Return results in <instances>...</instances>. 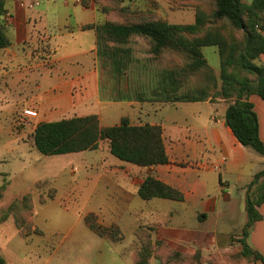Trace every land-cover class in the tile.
Wrapping results in <instances>:
<instances>
[{
  "label": "crops",
  "instance_id": "crops-1",
  "mask_svg": "<svg viewBox=\"0 0 264 264\" xmlns=\"http://www.w3.org/2000/svg\"><path fill=\"white\" fill-rule=\"evenodd\" d=\"M5 10L0 19L9 40L0 51L2 150L6 154L19 151V159L26 161L35 146L25 136L32 135L37 125L77 116L96 114L103 126L119 125L125 117L133 125H160L169 163L150 168L118 165L107 185L110 209L105 215L111 221L107 225L117 223L123 229L118 216H134L133 234L141 225L155 227L156 237L182 252L194 247L208 256L239 247L248 221L240 222L239 216L247 215V187L264 170V155L236 138L225 122L228 103L213 99L209 83L192 88L189 96L175 93L155 98L161 86L173 92L180 88L177 69L148 66L137 56L142 50L134 47L135 41L134 45L128 40L118 44L111 39L101 45L99 34L106 15L93 0L88 7L83 0H5ZM92 24L97 29H84ZM257 62L264 66V54ZM153 75L162 78L155 84ZM251 102L264 142V100L253 95ZM26 111L37 115L28 116ZM216 114L220 122L213 121ZM19 122L23 128H18ZM216 148L219 156L212 154ZM206 150L211 153L206 155ZM149 174L180 190L184 200H143L138 191ZM259 210L263 219L255 223L247 243L264 255V204ZM7 223L0 224V250L9 264H16L15 252L5 241ZM34 236L38 235L31 239ZM139 248L136 238L90 264H136L133 254ZM53 256L41 262L26 256L22 260L49 264ZM152 264L161 263L153 259Z\"/></svg>",
  "mask_w": 264,
  "mask_h": 264
},
{
  "label": "trees",
  "instance_id": "trees-1",
  "mask_svg": "<svg viewBox=\"0 0 264 264\" xmlns=\"http://www.w3.org/2000/svg\"><path fill=\"white\" fill-rule=\"evenodd\" d=\"M90 0H83L88 7ZM101 4L108 17L118 10L124 20L106 21L99 34V43L112 39L125 44L141 36L148 40L151 52L161 55L173 49L195 59L192 65H207L203 48L215 47L220 59L221 84L213 99L221 98L228 103L225 122L236 138L245 147L264 155V142L259 131V121L251 97L257 95L264 100V66L257 61L264 54V0H178L182 8L195 10V22L173 24L155 13L120 7L121 0H94ZM6 14L5 0H0V19ZM88 25L84 29H97ZM9 45L4 25H0V51ZM183 98L177 97V100ZM32 142L43 155H64L95 151L101 142H108L109 151L118 159L144 168L169 163L163 128L160 125H133L128 117L119 125L103 126L96 114L44 122L37 125ZM6 193V185L0 187V200ZM143 200L155 198L183 201L184 194L158 179L155 174L145 177L138 191ZM51 192L49 197L54 198ZM45 204V201H42ZM264 204V170L258 173L247 187L246 212L248 221L238 240L240 246L223 254L206 256L202 250L190 248L186 252L175 249L168 241L156 237L155 227L139 226L134 235L140 248L133 254L136 264H152L158 259L161 264H264V255L247 243L250 233L258 221L263 219L259 208ZM35 205L33 195L25 194L0 208V224L11 217L19 234L28 239L42 234L35 227ZM85 224L96 235L114 243L125 240V232L119 224H103L96 213L84 218ZM0 264H9L0 250Z\"/></svg>",
  "mask_w": 264,
  "mask_h": 264
},
{
  "label": "rangeland",
  "instance_id": "rangeland-1",
  "mask_svg": "<svg viewBox=\"0 0 264 264\" xmlns=\"http://www.w3.org/2000/svg\"><path fill=\"white\" fill-rule=\"evenodd\" d=\"M104 1L110 2V0ZM177 1L121 0L120 7L155 13L173 24L194 23L195 10L182 8ZM246 1L250 2L251 0ZM94 3L105 14L101 4H97L95 1ZM108 18L125 19L118 10L112 11L110 17L106 14V21ZM106 42L108 41H104V43ZM129 44L142 50L137 56L143 57L148 66L154 65L157 70L177 69V81L180 88L173 92L161 86L157 90L159 95H155V98L166 99V96L175 93L178 96H189L192 88L201 89L205 83H209L210 91L215 93L221 84L220 59L215 47L203 48L208 65L202 69L200 66L191 65V61L196 62L195 59L173 49H166L161 55H154L151 52L150 43L143 37H134ZM153 76L155 84L162 78L158 75ZM20 117L21 115L18 116V118ZM4 122V117H1L0 125L3 126ZM23 127L24 124L20 123L18 128ZM33 127L34 125L30 127V130ZM32 135L25 136V140L32 141ZM4 142V136H0V187L6 185V193L0 200V208L6 209L15 199L31 193L35 205V227L43 232L40 235L34 234L38 236H34L33 239H31L33 235L25 239L19 234L12 217L6 221L8 223L4 227L5 241L10 242L15 252L18 259L16 264H29L30 262L22 260L25 256L29 260L41 262L51 255L54 256L49 264H90L97 257L110 255L115 249H124L133 240H136L133 234L134 222L132 223V220H136L134 216L131 217L132 220L129 215L118 216L126 236L125 240L120 243H113L99 237L87 227L84 221L87 214L95 212L103 224L111 223L105 215L110 209L108 180L118 165H128V163L110 153L108 142H101L102 146L100 144V147L95 151L53 156L43 155L36 147H33V152L29 153L26 161L19 159L21 155L19 151L6 154L2 150ZM201 143L205 144L204 141ZM214 151L212 154L220 155L218 148ZM204 153L208 155L211 152L206 150ZM29 161L32 163L28 164ZM51 192L55 195L53 199L49 197ZM42 201H45V204ZM247 219L246 214L239 216L240 222ZM196 223L194 221L192 225Z\"/></svg>",
  "mask_w": 264,
  "mask_h": 264
},
{
  "label": "built area",
  "instance_id": "built-area-1",
  "mask_svg": "<svg viewBox=\"0 0 264 264\" xmlns=\"http://www.w3.org/2000/svg\"><path fill=\"white\" fill-rule=\"evenodd\" d=\"M22 5L24 6V4H22ZM25 114L28 115V116H36V115H37V113L32 112V111H26ZM213 121H214V122H220V117L216 114V115L213 117Z\"/></svg>",
  "mask_w": 264,
  "mask_h": 264
}]
</instances>
